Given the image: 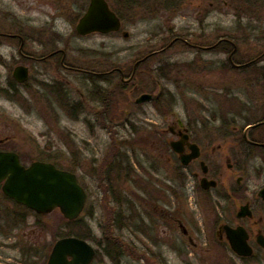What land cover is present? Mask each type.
<instances>
[{
	"label": "rangeland",
	"instance_id": "rangeland-1",
	"mask_svg": "<svg viewBox=\"0 0 264 264\" xmlns=\"http://www.w3.org/2000/svg\"><path fill=\"white\" fill-rule=\"evenodd\" d=\"M0 1L7 5V17L0 21V30L15 33L20 27L14 25V19L22 18L24 24L30 25L24 27L23 32L37 38V41L27 43V53L45 55L55 48H66L71 60L79 52L85 61L84 67L90 71L99 73L119 66L125 69L127 76L131 75L134 61L171 42L172 30L177 33L180 19L197 23L202 18L198 16L199 9L207 7L209 2L182 0L185 8L171 22L165 18L163 7L174 0H109L125 17L123 29L118 33H94L80 38L73 33V22L78 21L74 17L84 13L82 5H89L90 0ZM224 1L214 0L216 7L205 20V23H214L216 29L209 44L217 43L221 37H229V28L234 21L251 23L250 18H255L254 9H237V4L227 6ZM66 9L68 13L64 16L62 12ZM48 27L57 33L48 34ZM200 41L191 43H206ZM235 44L238 46L235 60L240 62H247L264 51V41L260 40L243 39ZM17 50L16 46L8 48L7 45L4 57L0 58L3 88L0 91V150L18 153L25 165L38 160L49 161L75 172L90 197L78 223L65 219L59 210L37 216L1 197L0 264H47L54 244L63 237H78L76 235L93 245L99 252V262L105 264H189V258L194 259V264L259 263L256 260L240 261L217 238L218 216L222 214L224 222L234 220L232 210L238 206L234 200H214L218 207L216 213H210L206 200L212 193L206 195L199 189L196 191L201 203V207L195 208L199 211V244L197 250L192 252L191 249L190 255L180 254L186 249L188 240L182 237L177 225L170 232L167 229V233H162L163 228L159 226L143 225V219L148 223L153 217L159 220L158 210L171 200L173 191L179 193L181 190L176 160L165 149V138H173L169 126L187 114L208 115L209 107L214 113L218 112L217 107H223L229 100L226 95L217 94L220 100L211 103L208 101L210 91L200 89L211 87L227 94L228 88H234L235 92L241 93L245 87L249 88L248 70L223 68L227 66L228 54L221 50L209 53L177 43L140 66L134 83L126 89L119 87L122 86L119 76L108 75L105 76L107 81H103L92 74L81 75L58 67L55 61H26L31 67L30 78L20 85L13 77L14 68L23 62ZM112 91L116 93L108 94ZM147 93L154 96L153 101L136 105V101ZM105 94L114 101L112 113H119V119L102 121L96 118L103 109L101 96ZM117 153L127 154L125 162L133 167V178L126 180L125 185L121 181L122 175L118 174L123 187L121 201L126 205L120 219L126 228L110 227L114 221H111V209L116 207V198L106 193L108 184L99 178V172L104 169L102 163L113 162ZM203 197L206 200L203 201ZM121 241L124 247L117 243Z\"/></svg>",
	"mask_w": 264,
	"mask_h": 264
},
{
	"label": "flooded vegetation",
	"instance_id": "flooded-vegetation-1",
	"mask_svg": "<svg viewBox=\"0 0 264 264\" xmlns=\"http://www.w3.org/2000/svg\"><path fill=\"white\" fill-rule=\"evenodd\" d=\"M106 1L109 4L110 10L115 13L121 22V29L117 32H113L118 33L123 29L125 17L116 7L111 5L109 0ZM243 1L244 2L225 0L223 3L227 6L237 4V9H254L256 14L255 18H250V20H252L251 23H243L241 20L238 22L234 21L232 27L229 28L231 29L229 37H221L217 43L209 44V40L213 36L215 37L214 32L216 30L214 23H205V20L209 19L212 10L216 7L214 0H209L207 7L199 9L198 16L202 18L197 20V23L188 22V19H180L181 25L178 27V31L176 30L177 33H175L174 30H172V33L170 29L168 30V32L172 34L171 42L165 48L134 61L130 76H127L125 69L119 66L114 67L110 71L99 73H97V71H90L89 69H86L87 67H84L85 61L79 56V52H77L78 56L75 57L74 60H71L69 59L68 54L69 49L66 48H55L45 55L27 53L25 50L27 43L30 40L37 41V38L35 35L28 37V35L23 32V28H28L30 25L28 26L24 24L22 18V20L19 18H17V20L14 19V25L20 27V29L16 28L15 33H8L7 31L0 30V58L4 57L3 51L7 45L8 48L16 46L18 48L16 52L23 62H20V64L14 68L13 74L17 67H24L27 69L30 77L31 67L26 64V61L42 63H51L52 61H55L54 63L58 67H62L81 75L92 74V77L98 76V78L103 81H107L105 76L108 75L109 77L119 76L122 82V86L119 87H124L126 89L134 83L140 66L146 65L147 61L157 53L164 52L169 49L170 46L172 47L177 43H184L187 46L197 48L201 51H207L209 53L216 52L217 50H221L224 54L227 53V66L225 65L223 68L226 69L228 67L243 72L244 70H248L250 73V76H248L249 82L247 83L249 91L245 87L242 89L241 93H237L234 91V88H228V93L224 94L222 91L216 92V90L211 89V87L208 89L201 88L200 90L210 91L208 93V101L211 103L220 100L218 99L217 94L221 96L226 95L225 97L229 100H227V102L225 101L226 103L223 104V107H217L218 110H216L218 112L216 113L213 112L214 109L209 107L208 115L196 113L190 115L187 114L185 118H178L176 123L169 126L168 130L173 138L170 140L165 138L164 142L167 145L165 149L166 151L169 150V152L172 153L173 158L176 160L175 164L179 173L178 178L181 190L179 193H174L173 191L171 194V200L169 202L166 201L165 207L158 210L157 213L159 220L151 215L150 218L153 217L151 223H148V220L146 221L143 219V225L147 226L148 224L153 226V228L159 226L160 229L163 228V230H161L162 233H167V229L168 231H171L173 226L177 225L181 230L182 237L188 240L187 243H185L186 249H182L180 254L190 255L191 249H193L192 252L195 249L197 250L199 244L198 232L200 226L197 220L199 211H196L195 208L198 206L201 207V203L195 195L196 191L199 189L206 195L212 193V198L208 196L209 199L206 200L205 197L202 199L203 201H207V210L209 209L210 213H216L215 208L218 207L214 200H234L238 202V206L232 210V214L234 215L233 221L224 222L222 214L219 215L218 213L219 216L216 221L218 224L216 229L217 238L222 244L226 245V247H228L240 261L245 263L246 261L256 260L259 262L258 264H264V51L256 56L253 55L252 59L247 62L235 60V55L238 52V46L235 44L236 41H241L243 39L264 41V0ZM90 4L91 0L89 1V5L86 3L82 5L85 10L84 13L82 15L79 13L74 17V19H78V21L74 20L73 22V33L76 37L83 38L94 34L83 35L78 30L79 23L87 13ZM184 8L182 0L166 2L163 7L166 14L165 18H167L168 21H174L178 18L177 15L182 13ZM66 11L67 9L63 10L62 15L68 13ZM69 14H71L70 11ZM54 16L56 17L55 14ZM6 17L7 5L0 1V21H3ZM31 29L33 30L34 28L31 27ZM48 30V34L57 33L53 28L50 29L48 27ZM124 35L128 36V33H125ZM198 39H201L200 42L204 40L206 43H191ZM209 69H212V67ZM214 74L215 72L211 76L213 77ZM208 84L212 86L211 83ZM201 86L200 83V87ZM2 89L1 86L0 91ZM112 92L108 94L116 93V91ZM230 96H233L234 98H231ZM101 103L103 109L96 116L98 120L114 121L120 116L119 113H112L115 111L113 100L108 104H105L101 100ZM144 103L146 102H136V105H142ZM125 120L131 121V119ZM173 142L176 143V145H172ZM127 157L128 156L125 153H117L112 158L113 162H109V164L107 162L102 163L104 169L99 172L101 182H106V184H108L106 187V193L110 195L111 198H116L114 202L116 207L115 209L114 207L111 209V221L113 219L114 221L111 223L110 227L114 225V227L117 226L120 228L124 226V228H126V225L123 224L120 219L121 214L123 215L124 213V207H126L124 202L121 201V192L123 191L121 181L125 185L126 180L130 181V179L133 178V167L131 163L125 162V158ZM167 158L168 160L171 159L170 157ZM128 159H130V157ZM118 174L120 176L122 175L121 181L118 179ZM233 179L234 182L231 183ZM191 181L195 183L193 186L190 183ZM211 182H214L215 184H210ZM191 186L193 187L192 191H190ZM219 187H221V189H219ZM1 189L2 185H0V190ZM84 189L87 193V202L82 214H84L87 209L90 197L89 192L85 187ZM1 197H4L7 201L12 202L14 205L25 209L26 211L40 216L28 207L18 204L3 193L0 194V198ZM17 217L20 219L21 213H19ZM226 226L233 231L238 230L239 228L244 230L246 233V243L251 248L250 255H240L232 248L231 237L228 234L227 228H225ZM117 243L122 247L125 246L122 241ZM95 251L96 255L91 264H104L99 262V259L97 258L98 250L96 248ZM48 261L49 256L47 264ZM193 261L194 259L192 258L188 259L189 264H194Z\"/></svg>",
	"mask_w": 264,
	"mask_h": 264
},
{
	"label": "water",
	"instance_id": "water-1",
	"mask_svg": "<svg viewBox=\"0 0 264 264\" xmlns=\"http://www.w3.org/2000/svg\"><path fill=\"white\" fill-rule=\"evenodd\" d=\"M120 28V20L110 10L106 0H91L90 7L78 26L83 35L93 32L109 33ZM13 75L20 83L29 78L24 67H17ZM151 99V94H144L137 103ZM172 145L176 143L173 142ZM0 184L2 192L18 204L39 214H49L59 209L71 221L81 215L87 201V194L75 173L42 161L25 166L15 152L0 151ZM225 228L231 237L232 248L240 255H250L251 248L246 243L244 230L239 228L233 231L227 226ZM95 255L94 247L86 240L66 237L55 243L48 264H91Z\"/></svg>",
	"mask_w": 264,
	"mask_h": 264
},
{
	"label": "trees",
	"instance_id": "trees-1",
	"mask_svg": "<svg viewBox=\"0 0 264 264\" xmlns=\"http://www.w3.org/2000/svg\"><path fill=\"white\" fill-rule=\"evenodd\" d=\"M101 100L105 103V104H108L109 102H110V98H109V96H108V94H105V95H102L101 96ZM75 223H78V222H81V219L79 218L78 220H75L74 221ZM76 234H78V233H76ZM75 234V235H76ZM76 236H78V237H82V236H79V235H76ZM98 254H99V252H98Z\"/></svg>",
	"mask_w": 264,
	"mask_h": 264
}]
</instances>
